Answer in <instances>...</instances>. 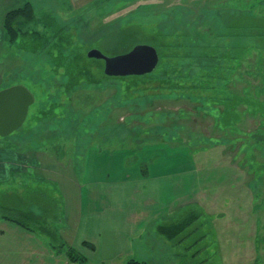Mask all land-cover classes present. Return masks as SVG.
I'll return each instance as SVG.
<instances>
[{"label": "rangeland", "instance_id": "1", "mask_svg": "<svg viewBox=\"0 0 264 264\" xmlns=\"http://www.w3.org/2000/svg\"><path fill=\"white\" fill-rule=\"evenodd\" d=\"M29 1L41 37L24 28L15 42L7 36L0 90L25 80L40 85L23 129L11 136L20 137V147L26 139L62 145L53 152L76 161L86 153L88 170L97 163L108 173L86 179L80 195L76 262L66 240L0 217V264H264V0ZM137 45L158 51L153 76L110 77L105 61L87 56L98 49L114 57ZM66 54L76 68L62 62ZM215 66L228 77L219 92L163 80ZM40 108L45 116L37 123ZM16 177L28 176L3 184L1 202L19 206L31 193L37 209H50L46 228H57L64 218L58 188L31 189ZM45 185L48 198L38 189ZM118 199L124 224L113 226L107 219L114 220ZM192 215L177 238L160 233ZM80 238L96 251L77 246Z\"/></svg>", "mask_w": 264, "mask_h": 264}, {"label": "crops", "instance_id": "2", "mask_svg": "<svg viewBox=\"0 0 264 264\" xmlns=\"http://www.w3.org/2000/svg\"><path fill=\"white\" fill-rule=\"evenodd\" d=\"M30 2L29 0H0V53L2 48L5 46L7 34L5 32V20L9 13L13 11H17L26 6V4ZM14 135V134H13ZM12 137L13 140L9 139ZM9 138H5V143L0 145V188H2L3 184L9 185L15 181V175H26L28 177H16V182L20 184H29L31 188H37L40 183L45 184H54L61 194L60 200L64 210V218L59 219L57 223V228L51 230L55 237L59 238L62 242L66 240L70 243L69 249H71L77 242L79 231H80V211H81V193H84V187L86 183V179H93L96 177H101L104 173H108V171L104 172V170L98 169V164L96 163L95 166L89 167L92 170H88L86 166V157L87 154L78 153L80 157L78 161L73 160L71 156L63 154L58 155L57 152H53L58 150L59 148H52L50 143L42 144L32 142L31 144L29 139H26V143L24 144L25 147L19 146V138L17 136H11ZM15 137V138H14ZM8 139V140H6ZM36 141V140H35ZM42 141V140H40ZM77 156V155H76ZM146 164L143 163V167ZM145 174H148L149 166H146ZM143 171V175H144ZM109 175H104L103 179L109 180ZM146 179V178H143ZM81 180H84L82 183ZM99 181H92L93 183H98ZM111 183L112 182H107ZM4 185V186H5ZM17 188H14L16 196L18 194V190H21V185L17 184ZM45 185V189H39V192L43 193L45 198H48L47 190L49 191L51 188H47ZM40 187V186H39ZM52 187V186H51ZM110 187V186H108ZM21 188V189H20ZM31 188V189H32ZM90 188H88L89 190ZM1 191V190H0ZM35 192V191H33ZM36 191L35 193H37ZM195 191H193L194 194ZM31 194V193H30ZM59 195V194H58ZM18 196V195H17ZM23 197V196H22ZM137 201V200H135ZM130 201L127 205L130 206L132 203L139 204L140 202L137 201ZM153 202V200L151 201ZM156 204V203H155ZM115 210H112L111 215L114 218H108L107 221L109 224L113 226H122L124 224L123 221L117 220L118 212L122 213L123 208L122 202L120 199L116 201ZM48 206L51 204L48 201ZM46 210L47 208H44ZM136 210L139 208H135ZM141 211V208L139 209ZM157 210V209H155ZM153 211L157 215L159 212ZM2 218V217H1ZM49 220V217H45ZM154 220V219H153ZM152 220V221H153ZM49 223V222H47ZM64 223V225H63ZM152 222L147 220L148 227L151 225ZM52 226V225H51ZM63 226V227H61ZM92 226V220L87 221L83 224V228L89 229ZM97 233V230H96ZM86 242L94 245L93 243L89 242V240L80 238L77 243V246L81 248H88ZM66 245V243H64ZM94 252L96 251V246L94 245ZM74 249V248H73ZM77 251V250H76ZM78 252V251H77ZM67 256V255H66Z\"/></svg>", "mask_w": 264, "mask_h": 264}, {"label": "trees", "instance_id": "3", "mask_svg": "<svg viewBox=\"0 0 264 264\" xmlns=\"http://www.w3.org/2000/svg\"><path fill=\"white\" fill-rule=\"evenodd\" d=\"M37 12L35 9V5L32 2H28L26 4L25 7L17 10V11H13L11 13L8 14V16L6 17L5 20V32L7 34V36L9 37L11 42H15L17 41V39H19L20 35H21V28L27 29V33L25 35H34L36 36V33H39V28L40 27V17H37ZM34 24V25H31ZM24 26V27H23ZM34 28V32H29L28 29H32ZM36 37H41V35L39 36L37 34ZM55 44H53L54 46ZM62 44H60L59 42L56 43V45L54 46L57 49H60L59 51H62V53L66 52V49H63L64 46H61ZM60 46V47H59ZM63 47V48H62ZM67 53V52H66ZM71 54V53H70ZM70 54H66L64 56V63L67 64L68 60L71 59V62L73 63V67L76 68L77 65H74L75 61L74 59H72L69 55ZM67 59V60H66ZM160 67V63L157 67V69H159ZM156 69V70H157ZM155 70V71H156ZM155 71L151 74H148V76H153L152 74L155 73ZM158 71V70H157ZM214 71H218V68L215 66L214 69L210 72L205 71L204 74H200L197 76H192L190 79H186L189 76L183 77V76H179L177 79H179V81L173 80L172 78L170 79V76L167 74L164 76L163 73H161L160 75H163V80H172L173 83H176L177 86H180L179 83H190L192 82V84L194 86H196L197 88H200L201 91L205 92L206 90H208L209 92L211 91H217L219 88H222L225 85L224 80H227V76H224L223 74L220 75V73H214ZM29 83H31L30 80H25V84L23 83L24 86H26L32 93H35V88L33 87L38 86L40 84H34L31 83L32 85H30ZM181 87V86H180ZM179 87V88H180ZM191 87L190 86H185L183 85V87L181 88H188ZM219 87V88H218ZM191 89V88H190ZM219 92V90H218ZM34 95V94H33ZM217 95V94H214ZM213 95V97H215ZM211 97H209L210 99ZM211 101H215L211 100ZM44 113H42L41 108L39 111V114L37 113V117H34V119L36 120V122H40L42 121V119L44 118ZM45 120V119H44ZM23 129V128H22ZM11 137V136H9ZM7 137V138H9ZM62 145H58L55 146L54 149L56 148H61ZM33 197H29L26 195L25 196V200L19 204V206H15V205H4L1 200H0V212H2V216L0 215V217L2 218H7L9 220L15 221L17 223H21L22 225L28 226L29 224H33L35 225L37 228H41L43 231L47 232L48 234H53L52 231H50L47 227H49V224L47 223L48 220L47 217L50 212L49 210L46 209H37V205L34 204L35 199H32ZM4 212H7L6 214H4ZM195 216L197 215H192L190 217H188L187 219H185L182 222H177L176 224L170 225V226H160L159 227V231L161 234L167 235V236H171L173 239L177 238L179 236V234L186 232V230L189 228V226L192 224L193 221L196 220ZM40 223H43L44 227L40 226ZM31 227V226H30ZM33 227V228H36ZM55 236V235H54ZM86 245L92 249H94V245L86 242ZM75 250L73 248L69 249L68 251H66V254L73 259V262H76L75 260H77L74 257V253ZM82 261H86V259L84 258ZM129 264H147L146 262H141L138 260H130Z\"/></svg>", "mask_w": 264, "mask_h": 264}, {"label": "water", "instance_id": "4", "mask_svg": "<svg viewBox=\"0 0 264 264\" xmlns=\"http://www.w3.org/2000/svg\"><path fill=\"white\" fill-rule=\"evenodd\" d=\"M88 58L105 61V74L114 76H143L158 67V51L147 45H137L130 52L108 57L98 49L87 54ZM35 103L33 93L24 85H15L0 91V137H8L26 122L30 108Z\"/></svg>", "mask_w": 264, "mask_h": 264}, {"label": "bare ground", "instance_id": "5", "mask_svg": "<svg viewBox=\"0 0 264 264\" xmlns=\"http://www.w3.org/2000/svg\"><path fill=\"white\" fill-rule=\"evenodd\" d=\"M26 121H27V120H26ZM25 123H26V122H25ZM25 123H24V124H25ZM23 126H24V125H23ZM21 128H22V127H21Z\"/></svg>", "mask_w": 264, "mask_h": 264}]
</instances>
